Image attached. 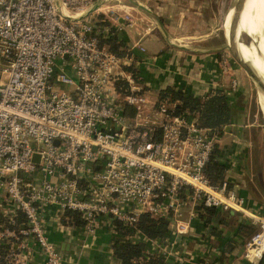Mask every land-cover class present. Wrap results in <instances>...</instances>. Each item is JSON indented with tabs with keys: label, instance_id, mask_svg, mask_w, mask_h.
<instances>
[{
	"label": "built area",
	"instance_id": "1",
	"mask_svg": "<svg viewBox=\"0 0 264 264\" xmlns=\"http://www.w3.org/2000/svg\"><path fill=\"white\" fill-rule=\"evenodd\" d=\"M109 6L0 0V247L8 246L0 248V263L25 264L37 250L40 264H61L44 227L51 210L77 212L87 231L100 219L131 225L148 213L183 234L191 216L179 218L180 207L189 202L194 211L211 206L254 223L239 249L256 264L264 252V215L230 184V167L217 183L202 172L219 135L186 112L174 113L176 100L146 96L140 76L123 67L141 47L120 57L100 43L109 29L97 24V14L118 22Z\"/></svg>",
	"mask_w": 264,
	"mask_h": 264
},
{
	"label": "crops",
	"instance_id": "2",
	"mask_svg": "<svg viewBox=\"0 0 264 264\" xmlns=\"http://www.w3.org/2000/svg\"><path fill=\"white\" fill-rule=\"evenodd\" d=\"M177 1L105 0V3L110 5L109 7L115 8L119 12L118 22L116 23L104 18L110 25L114 26L116 35L125 41L128 48L134 46V51H139L137 50L138 47L143 49V52L140 53L143 55L139 56V54H135L137 60L134 63L143 77L144 86L154 90L155 98L157 97L156 89L168 83L177 87H183L185 90H189L195 94H203L211 87L221 88L226 80L224 72H221L219 69L218 64L220 60L216 53H211L210 51H206V49L196 47L180 48L169 45L166 40L164 28L161 27V30L157 29L155 26H151V22L147 21L149 17L157 23L158 19L156 15L158 14L156 13L161 8H169V10L161 12V14L170 15V8L173 5L176 6L175 3ZM150 5L154 7L152 10L147 8ZM125 14H128L132 18L131 22L125 19ZM101 15L103 17V13ZM240 89L239 91H244L243 88ZM237 92L238 90L233 95ZM225 94L227 95L228 92L225 91ZM237 114L235 108V115ZM232 128L231 125H228L224 131L227 133L228 138L226 139L231 140L230 144L233 146L231 152L235 157L239 156V152L244 145V139L241 136L242 131L236 127H234L236 128L235 131H233ZM262 150H264V144L261 142ZM231 174L230 172L229 175L232 178ZM235 174L238 176L234 180L229 179L230 184L234 185L236 190L245 198L246 204L250 208L264 215V209H261V207L264 208L262 204L264 182L257 181L256 185L250 177V181H245L243 177L245 172L242 168ZM260 174L262 173L260 172ZM60 215L61 213H54V210L49 211L46 216V226L44 227L48 238L56 242L61 250V264H122L112 253L111 240L113 231L111 226H108L110 224L109 222L100 219L92 231H87L84 226L76 227L70 223H61ZM191 220L187 231L183 234H175L173 232V226H168L166 242L169 241L172 248L175 247L172 244L175 238L177 243L179 240L183 243L182 249L187 253V257L184 258L185 261L183 260L184 262L182 264H202V259L208 255L207 252L209 253L216 246L219 247L220 243L226 237L222 236L223 231L215 237L209 234L208 236L214 240L213 243H209L206 240L208 236L205 237L202 235L206 227L201 225L196 226ZM217 226L221 230L220 224ZM185 242L187 245L189 244L187 248L184 246ZM146 243H148L149 248H152L155 244L151 239H146ZM154 247L161 249L160 243H156ZM171 251L176 252V250L172 249ZM163 257L166 264H172L173 262L181 263L177 261V257L174 259L173 257H171L172 259H168L165 255ZM41 262L42 257L35 250L33 257L31 259L29 258L25 264H40ZM8 264L21 263L15 258V260H12Z\"/></svg>",
	"mask_w": 264,
	"mask_h": 264
},
{
	"label": "rangeland",
	"instance_id": "3",
	"mask_svg": "<svg viewBox=\"0 0 264 264\" xmlns=\"http://www.w3.org/2000/svg\"><path fill=\"white\" fill-rule=\"evenodd\" d=\"M235 1L236 0H178L175 3L176 6L173 5L170 8V15L161 14V12L169 10V8H161V10L156 13L158 14L156 15V18L158 19L157 23L152 21V19L149 17L147 18V21L151 22V26H155L157 29H160L161 27L164 28L166 40L168 41L169 45L180 48L196 47L204 50L206 49V51H210L211 53H216L220 60L218 64L220 67L219 69L221 72H224L226 77V80L224 81L223 86H220V89L224 93L225 91L228 92L227 96L235 106L236 112L238 113L228 125L233 127V131H235L236 128L242 131L241 136L244 139V145L239 152V156L235 157L231 152L233 148V146L230 144L231 140L226 139L228 138L227 133L223 131L219 133L217 145L220 148L225 147L226 149L224 150V161L227 167H230V172L232 173V178L230 175L228 178L233 180L236 179L238 175L236 176L235 173L240 171L242 168V170L245 172V175H243L244 180L250 181L251 178V180L253 179L254 183L257 185V181L264 182V150L261 151V142L264 144V107L260 102L257 87L251 76L239 64L235 56L223 45V31L225 36H227L225 30V15L228 7L233 5ZM147 8L152 10L154 7L153 5H150ZM116 13L119 14L118 10H116ZM248 42L249 34L247 36L246 43ZM180 44H183L184 47L180 46ZM240 47L242 48L243 46ZM140 55L143 54L139 53V56ZM263 55L261 54L260 58L262 63H264V57H262ZM138 74V76L141 75L139 70ZM232 79L236 80V86L233 89L230 86ZM141 80L143 82L142 75ZM240 88H243L244 91H239L241 90ZM145 90L146 96H148L150 99L155 98L154 90L148 88L147 86L145 87ZM237 90L238 92L233 95V93ZM260 172L262 174H260ZM263 202L264 194L262 200V204L264 205ZM261 209L264 208L261 207ZM180 211L181 214L179 218L182 216L184 220L190 216L192 217L196 213V210H193L189 202L182 204ZM198 211L200 212V210ZM221 212L225 213L226 211L221 210ZM232 218L233 219H231L228 225L220 224L221 231H223L222 236H232L234 228L233 220H247V218L240 212H235L234 215H232ZM211 224H213L212 221ZM108 226L111 225L109 224ZM202 235L207 237L209 235L208 230L206 229ZM206 240L209 241V243L214 242L213 238L209 236ZM215 242L217 243V241ZM221 243L219 247L216 246L209 253L207 252L208 255L202 259V264H249L240 256L239 245L234 246V248H232L229 253L218 259L217 254L221 251ZM170 244L171 243L169 241L160 243L161 249L159 251L161 252L162 256L165 255L168 259L171 257H173V259L177 257V261L181 262H173L172 264H182V262L185 261L184 258L187 257V253L182 249L183 243L180 240L177 243L175 238L172 241V244L175 247L172 248ZM188 245L186 242L184 243L185 248H187ZM171 249L176 250V252L171 251Z\"/></svg>",
	"mask_w": 264,
	"mask_h": 264
},
{
	"label": "trees",
	"instance_id": "4",
	"mask_svg": "<svg viewBox=\"0 0 264 264\" xmlns=\"http://www.w3.org/2000/svg\"><path fill=\"white\" fill-rule=\"evenodd\" d=\"M97 24L105 25L109 29V33L105 36L99 34L100 43L104 44L111 52L117 56H124L130 53L127 44L119 38L113 25L97 14ZM132 63L124 65V69L131 72L135 77L138 74L137 68L134 66V61L137 57H132ZM116 86L121 91H124V82L122 80L115 81ZM146 86H144L145 89ZM157 101L173 102L177 101L173 108L174 113L186 112L189 117H192L199 125L210 127L219 135L225 126L232 122L235 116V106L230 102L228 96L217 87H211L203 94H195L183 87H177L173 84L156 89ZM124 113L128 116L133 114V108L125 106ZM225 147L220 148L217 143H214L210 152L208 161L205 163L202 172L211 183H217L225 175L227 165L224 161ZM189 190L185 189L181 195L186 197ZM200 212L196 209V213L192 216V223L196 226L201 225L206 227L209 234L217 236L221 230L217 226L219 224L228 225L235 211L230 213L211 206H199ZM15 220H22L21 213L15 215ZM211 221L213 224H211ZM61 223H70L76 227L83 225V220L77 212L64 210L60 215ZM111 229L113 237L111 240V248L113 256L122 264H166L160 249L154 247L156 243L166 241L168 233L169 221L165 217L152 216L148 213L138 215L136 221L131 224H123L118 220H112ZM233 234L226 237L221 243V251L217 254L220 259L223 255L229 253L234 246L239 245L248 237L255 229L256 225L244 219L233 220ZM146 239H151L155 244L149 248ZM2 252L8 250L7 245H1ZM0 264H8L2 259ZM256 264H264V252Z\"/></svg>",
	"mask_w": 264,
	"mask_h": 264
},
{
	"label": "bare ground",
	"instance_id": "5",
	"mask_svg": "<svg viewBox=\"0 0 264 264\" xmlns=\"http://www.w3.org/2000/svg\"><path fill=\"white\" fill-rule=\"evenodd\" d=\"M239 8L242 9L240 14L234 18L236 21L233 25L234 33L229 39V43L237 47L242 58L252 64L264 81V63L260 60L264 51V0H236L233 5L229 6L225 15L227 34L231 17H234L233 14H236ZM248 34L249 42L246 43ZM258 93L260 102L264 107V94L259 90Z\"/></svg>",
	"mask_w": 264,
	"mask_h": 264
},
{
	"label": "water",
	"instance_id": "6",
	"mask_svg": "<svg viewBox=\"0 0 264 264\" xmlns=\"http://www.w3.org/2000/svg\"><path fill=\"white\" fill-rule=\"evenodd\" d=\"M90 9L91 8H89L86 13H88ZM241 9L239 8V10H237L236 14L235 13L233 14L234 17L233 16L231 17L230 26H229V30H228L227 36H225L224 31H223V36H224L223 45L235 56V58L239 62V64L251 76L252 80L254 81V83H255V85L257 87V90H259L261 93L264 94V81H263L261 75L256 71V69L252 66V64L249 61H247L244 58H242V56H241L239 50L237 49V47L229 43V39L232 37V34L234 33L233 25L236 22V21H234V18H235V16L240 14ZM180 46L184 47L183 44H180ZM225 127H228V125H226ZM55 143H56V141H55ZM94 148L95 147L92 146V149H94ZM33 159L34 160L37 159V154H33Z\"/></svg>",
	"mask_w": 264,
	"mask_h": 264
}]
</instances>
